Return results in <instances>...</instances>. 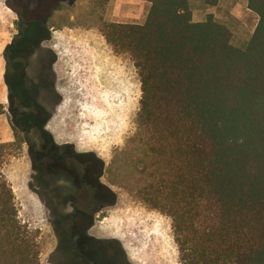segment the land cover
<instances>
[{
	"label": "trees",
	"instance_id": "trees-1",
	"mask_svg": "<svg viewBox=\"0 0 264 264\" xmlns=\"http://www.w3.org/2000/svg\"><path fill=\"white\" fill-rule=\"evenodd\" d=\"M73 1H6L18 17V34L2 53L10 105L16 72L49 39L53 14ZM136 1L149 4L142 24H106L102 33L129 56L139 79L135 131L126 145L140 147L147 161L140 171L150 182L140 193L170 217L182 264H264V0H246L257 23L243 48L212 15L194 23L191 0ZM203 2L214 7L218 0ZM80 157L98 173L90 191L99 208L111 206L115 195L100 182L102 163ZM52 217L59 264H81ZM0 264H38L1 173Z\"/></svg>",
	"mask_w": 264,
	"mask_h": 264
},
{
	"label": "rangeland",
	"instance_id": "rangeland-1",
	"mask_svg": "<svg viewBox=\"0 0 264 264\" xmlns=\"http://www.w3.org/2000/svg\"><path fill=\"white\" fill-rule=\"evenodd\" d=\"M6 1L0 0V144L5 145L0 173L11 189L17 221L35 244L38 264H59L53 217L45 199L30 187L26 145L11 125L3 97L2 53L18 19ZM148 6L136 0H76L53 14L50 38L41 46L54 58L51 102L58 99L50 106L47 128L56 142L92 154L103 165L100 182L115 199L95 216L90 234L117 243L129 264H182L170 217L147 204L140 193L150 182L140 171L147 162L143 150L126 145L135 131L141 96L136 69L102 33L106 24H142ZM212 10L214 19L230 31L231 44L243 48L257 23L246 1L223 0Z\"/></svg>",
	"mask_w": 264,
	"mask_h": 264
},
{
	"label": "flooded vegetation",
	"instance_id": "flooded-vegetation-1",
	"mask_svg": "<svg viewBox=\"0 0 264 264\" xmlns=\"http://www.w3.org/2000/svg\"><path fill=\"white\" fill-rule=\"evenodd\" d=\"M17 34L18 30L7 45ZM44 42L28 62L22 65L23 68L20 67L16 72L11 105L8 101V87L4 82L11 125L21 134L26 145L31 172L30 187L37 191L40 198L45 199L48 210L55 217V226L62 233L68 234L81 264H129L113 240L95 238L90 234L95 216L101 211L96 193H93L96 192L94 183L98 173L89 168L80 157L82 153L77 152L71 144L56 142L47 128L50 117L46 120V116H50V106H55L58 99L51 102L54 96V58L51 52L41 51ZM5 72L4 61L3 80ZM22 87H25L26 92H22ZM81 199L88 200L85 206L78 201ZM72 219L77 222L74 223ZM54 233L56 236V230ZM79 236L82 238H77ZM86 253L92 254L91 259L86 257Z\"/></svg>",
	"mask_w": 264,
	"mask_h": 264
},
{
	"label": "crops",
	"instance_id": "crops-1",
	"mask_svg": "<svg viewBox=\"0 0 264 264\" xmlns=\"http://www.w3.org/2000/svg\"><path fill=\"white\" fill-rule=\"evenodd\" d=\"M221 1H223V0H218L217 5L214 6V7H207L204 4L203 0H191L189 2V9H190V12H191V19H192V21L194 23H199V22L205 21V17L204 16L207 15V14L213 15V10L212 9H216V7L220 5ZM224 1H227L228 2V1H232V0H224ZM234 1H236V0H234ZM142 2H144V1H142ZM148 8H149V6H148ZM202 12H203V14H202ZM214 16L215 15H213V19H214ZM3 67H4V63H3ZM2 70H3V68H2ZM3 97L6 100V92H5V94H4ZM0 103H3V102H0ZM0 117H1V115H0ZM1 121L2 120H0V124H1ZM3 128H4V126L2 125V129ZM1 133H2V130L0 129V137H1ZM1 142H3V141L0 139V143Z\"/></svg>",
	"mask_w": 264,
	"mask_h": 264
}]
</instances>
